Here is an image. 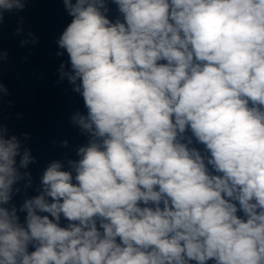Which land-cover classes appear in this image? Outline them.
Returning <instances> with one entry per match:
<instances>
[{
	"label": "clouds",
	"instance_id": "1",
	"mask_svg": "<svg viewBox=\"0 0 264 264\" xmlns=\"http://www.w3.org/2000/svg\"><path fill=\"white\" fill-rule=\"evenodd\" d=\"M61 2L86 142L34 185L30 134L0 120V264H264V0ZM28 3L0 0V26Z\"/></svg>",
	"mask_w": 264,
	"mask_h": 264
}]
</instances>
